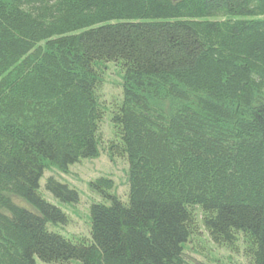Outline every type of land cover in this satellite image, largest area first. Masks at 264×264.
Here are the masks:
<instances>
[{
	"label": "trees",
	"instance_id": "1",
	"mask_svg": "<svg viewBox=\"0 0 264 264\" xmlns=\"http://www.w3.org/2000/svg\"><path fill=\"white\" fill-rule=\"evenodd\" d=\"M100 151L125 196L99 177L88 236L49 230L40 178ZM203 233L264 264V0H0V264H187Z\"/></svg>",
	"mask_w": 264,
	"mask_h": 264
},
{
	"label": "rangeland",
	"instance_id": "2",
	"mask_svg": "<svg viewBox=\"0 0 264 264\" xmlns=\"http://www.w3.org/2000/svg\"><path fill=\"white\" fill-rule=\"evenodd\" d=\"M107 66L102 93L109 103L121 97V79L116 64L109 62ZM109 115L110 111L106 113L108 121L105 120L102 127L106 137L110 135L111 131ZM126 173L127 163L125 161L119 158L109 159L103 151H100L97 157L82 159L70 165L66 173H62L55 168L46 170L39 181L40 192L49 203L58 207L66 216V223L48 224L47 228L68 239L88 236L90 204L101 198L90 188V183L99 177L110 178L114 184V189L111 192L124 197L127 189ZM48 176H52L58 182L66 184L69 188L75 190L78 194V201L72 203L64 202L45 190L44 184ZM202 238L200 241L189 243L185 248L187 264H248L243 254L242 246L238 250L232 249V247L227 245H215L207 236L205 237L204 233ZM34 260L36 264H60L45 263L37 257H34ZM64 264H80V262L78 260H70Z\"/></svg>",
	"mask_w": 264,
	"mask_h": 264
}]
</instances>
